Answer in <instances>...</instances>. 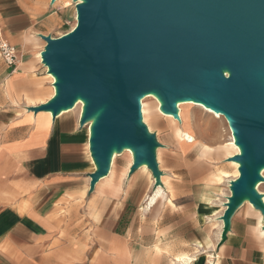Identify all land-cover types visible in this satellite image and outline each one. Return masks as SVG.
Masks as SVG:
<instances>
[{"label": "crops", "instance_id": "crops-1", "mask_svg": "<svg viewBox=\"0 0 264 264\" xmlns=\"http://www.w3.org/2000/svg\"><path fill=\"white\" fill-rule=\"evenodd\" d=\"M66 8L60 0H0V39L18 48L14 67L0 57V264H173L183 254L194 257L190 264H207L209 254L213 264H264L263 219L254 208L238 207L221 239L228 190L216 175L194 181L162 170L168 186L147 207L151 173L130 175L134 158L119 154L126 163L114 161L91 188L86 127L71 112L53 118L22 102L35 90L33 70L43 68L25 57L26 42L39 40L42 50L37 36H48ZM177 143L182 152L194 147Z\"/></svg>", "mask_w": 264, "mask_h": 264}, {"label": "water", "instance_id": "water-1", "mask_svg": "<svg viewBox=\"0 0 264 264\" xmlns=\"http://www.w3.org/2000/svg\"><path fill=\"white\" fill-rule=\"evenodd\" d=\"M77 1L73 30L38 35L56 97L30 110L54 118L79 98L86 103L79 125L97 116L91 188L108 174L112 150L124 147L135 153L130 175L146 163L160 182L154 149L161 146L140 124L139 98L154 93L175 117L177 101L193 100L223 115L241 148L232 158L240 176L220 217L221 239L244 198L262 215L264 231V205L253 189L264 183V0Z\"/></svg>", "mask_w": 264, "mask_h": 264}, {"label": "rangeland", "instance_id": "rangeland-1", "mask_svg": "<svg viewBox=\"0 0 264 264\" xmlns=\"http://www.w3.org/2000/svg\"><path fill=\"white\" fill-rule=\"evenodd\" d=\"M22 1L27 6H32L33 4L36 6L41 0ZM60 1L63 2L64 7H67L65 10L66 14L56 26H53L46 31V33H49L48 36H51L52 38H58L61 35L70 32L75 23V11L73 9L72 0ZM26 44L25 47L28 53L25 57L32 59L38 64L40 63L44 69L33 70L35 71L31 76L35 83L33 95H20V99L22 100L23 97L29 96L37 102H39L40 99L46 100L55 83L49 77L46 68L41 61L36 58V55H38L41 50L39 47V40L31 39L28 40ZM23 101L24 100H22V102ZM149 104L152 106L151 102ZM151 110L148 122L152 129L151 134L155 136L158 143L162 146L158 150V153L161 160L160 167L163 172L169 176H173L175 172L180 174L187 173L186 177L194 181L204 179L211 181L210 176L219 175L220 172L228 173L229 180L233 178L234 169L228 162H225L227 152H232L229 150V146L232 143L231 132L225 122L218 119H210L211 117L209 115H206L199 110V108L196 109L194 106L182 109L181 117L176 116L178 119H175L176 117L168 118L161 115L155 107ZM71 114L81 121L82 117L80 113L73 111ZM84 126L88 131L91 124L86 121ZM206 126H208L209 129H207ZM184 132L188 134L191 133L190 135L196 139L194 144H189L190 146L194 145V147L189 148L186 152H182L177 143V141L185 143L183 138ZM126 160V156H120L115 159V163L122 165L126 163ZM213 179L215 182V178ZM223 184H221L223 185V188H226V183L224 182ZM260 190L261 192H264V184L261 186Z\"/></svg>", "mask_w": 264, "mask_h": 264}, {"label": "bare ground", "instance_id": "bare-ground-1", "mask_svg": "<svg viewBox=\"0 0 264 264\" xmlns=\"http://www.w3.org/2000/svg\"><path fill=\"white\" fill-rule=\"evenodd\" d=\"M78 3H82L83 1H77ZM74 21L75 23L73 24L71 30H73L75 27H76V13L74 15ZM70 30V31H71ZM68 32V31H67ZM64 35V34H63ZM61 35V36H63ZM35 36V35H34ZM60 36V37H61ZM39 37V36H37ZM44 49V48H43ZM43 49L41 51H39V54L36 56V58H38L41 63L43 64V61H42V52H43ZM43 66L46 68V71L49 75V77L54 81V87L51 89V92L48 96V98L46 100H39L38 103H36V100L35 99H31L29 98L28 96L24 97L26 99V102H27V105L28 106H36L37 104L38 105H44V104H47L49 102H51L55 97H56V83H57V80L56 78L49 72L48 68L43 64ZM41 96V95H40ZM39 96V97H40ZM42 97V96H41ZM152 103V106H150L149 103ZM139 106H140V124L143 125L145 128H146V131L147 133L150 135L151 134V126L149 124V114H150V110L153 109L154 107L157 109L158 112H160L161 115H164L168 118L170 117H175L173 114L171 113H166L163 111L162 109V102L161 100L154 94V93H149V94H145L143 95L141 98H139ZM191 106H194L197 108H199V110H201L202 112H204L206 115H209L211 118L210 119H218V120H222L223 122H225L229 128V125H228V122L226 120V118L221 115V114H217V113H214L213 111H211L209 108L205 107L204 105H202L201 103H198V102H195L193 100H179L175 103V110H176V116H179L181 117V110L182 109H185V108H190ZM85 107H86V103L85 101L81 100V99H77L73 106L70 107V108H67V109H63L61 110L59 113H58V116L60 114H65V113H68V112H78L81 114V117H83V114H84V111H85ZM152 111V110H151ZM187 112V111H186ZM49 115H52V112L49 111L48 112ZM151 115V114H150ZM97 116H93L91 117L89 120H87L88 123L91 124L89 130H88V133H89V141L92 137V127H93V124L95 122V119H96ZM188 118V117H187ZM182 120V119H181ZM183 123V122H182ZM188 124V123H186ZM184 125V124H183ZM171 127V126H170ZM183 127V126H182ZM186 127V126H185ZM172 128V127H171ZM174 128V127H173ZM190 128V127H189ZM207 129L208 126H206ZM186 129V128H185ZM183 130V129H182ZM230 132H231V139H232V143L231 145L229 146L230 149L232 152H227L226 154V159H225V162H228L230 164V166L233 167L234 171H233V178L231 180H229V175L228 173L226 172H220L219 175H216L214 176L215 178V181L221 185L223 184L224 182L226 183V189L228 190V195L225 197V200L223 201V207L225 208L226 205H228V203L230 202V197H231V188H232V184L235 183L238 179H239V176H240V173H239V168H240V164L237 163V162H234L232 160L233 157L237 156V155H240L241 154V148L237 145V142H236V138L234 137L233 135V132L231 131V129L229 128ZM173 133V132H172ZM191 134V133H190ZM190 134L188 133H183V138H184V141L186 143H189V144H194L196 142V139L191 136ZM171 135V134H170ZM174 138V137H173ZM156 142L158 143V141L156 140ZM160 145V144H159ZM161 146V145H160ZM89 147H90V144H89ZM162 147V146H161ZM161 147H158V148H155L154 149V155H155V161L158 165V171L161 173V176H160V179L158 182L157 181V178H152V193L150 195H148L147 199H146V205L147 207H150L152 206L160 197L161 195V192L163 190V186H168V182H167V175L165 176V173L162 172L161 170V167H160V159H159V153H158V150L161 148ZM121 155V154H129V155H132V157L135 159V153L134 151L129 148V147H124L120 150L118 149H113L112 152H111V155L109 157V167L111 168L112 165L114 164V161L117 157V155ZM92 161L95 165V162L92 158ZM97 168V165H95V169ZM141 168H145V169H148L149 170V167L146 163H143L141 165ZM259 175L261 178L264 179V167H262L260 170H259ZM226 179V180H225ZM225 180V181H224ZM159 183V184H158ZM264 183H261V182H257L255 185H254V191L257 195H260V199H261V203L264 205V192H261L260 188L261 186L263 185ZM224 185V184H223ZM222 185V186H223ZM223 192V191H222ZM227 193V192H226ZM225 193V194H226ZM223 196H224V193H223ZM222 197V196H221ZM217 202V201H216ZM220 202V201H219ZM218 202V203H219ZM217 203V204H218ZM222 204V203H221ZM241 204H247L250 208H253V205L249 204L248 202V199L247 198H244L241 202ZM222 210V209H221ZM224 210V209H223ZM222 210V211H223ZM225 211V210H224ZM220 212V211H219ZM218 213V212H217ZM216 213V214H217ZM258 214V217L259 219L262 221V215L259 213ZM215 215V214H214ZM220 215V214H219ZM213 217V216H212ZM218 217V216H217ZM217 219V218H215ZM214 220V219H213ZM212 220V221H213ZM219 220V219H218ZM210 221V219H209ZM211 222V221H210ZM221 223V222H220ZM217 224V223H216ZM215 224V225H216ZM219 224V223H218ZM222 225V224H221ZM218 226V225H217ZM212 227H213V224H212ZM215 227V226H214ZM220 227V226H219ZM222 227V226H221ZM262 229V228H261ZM218 230V229H217ZM220 230V229H219ZM214 232V230H213ZM222 232V231H220ZM216 232H214L215 234ZM220 235V233H218ZM261 235L264 236V232H261ZM216 236V235H215ZM218 236V235H217ZM219 237V236H218ZM197 256V255H196ZM193 256H188V255H180V256H177L175 261L172 262L173 264H190L192 261H193ZM198 258V257H197ZM196 259V258H195ZM194 259V260H195ZM207 264H213V256L211 254L208 255V259H207Z\"/></svg>", "mask_w": 264, "mask_h": 264}, {"label": "built area", "instance_id": "built-area-1", "mask_svg": "<svg viewBox=\"0 0 264 264\" xmlns=\"http://www.w3.org/2000/svg\"><path fill=\"white\" fill-rule=\"evenodd\" d=\"M73 9L75 11V3H73ZM17 48L0 39V57L7 67H14L17 64Z\"/></svg>", "mask_w": 264, "mask_h": 264}]
</instances>
